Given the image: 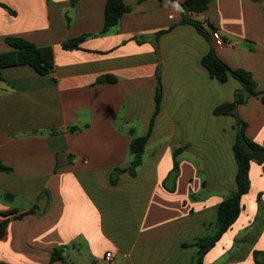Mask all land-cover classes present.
Wrapping results in <instances>:
<instances>
[{"label":"crops","instance_id":"1","mask_svg":"<svg viewBox=\"0 0 264 264\" xmlns=\"http://www.w3.org/2000/svg\"><path fill=\"white\" fill-rule=\"evenodd\" d=\"M123 2L129 11L103 32L105 0H0V52L11 49L7 37H19L51 45L54 57L48 73L26 64L1 69L0 162L10 170L0 171V262L64 264L49 263L62 246L69 264H190V242L213 230L235 187V119L213 108L232 101L238 81L207 74L200 59L208 43L180 23L171 1ZM190 16L224 40L215 45L219 58L251 72L261 93L237 112L247 137L262 142L264 1L209 0ZM82 34L79 48H62ZM157 68L161 101L145 158L135 176L121 172L112 184L113 168L132 160L130 139L147 132ZM73 125L79 130L67 131ZM248 174L241 212L205 264H255L253 251L264 250L263 165L251 162Z\"/></svg>","mask_w":264,"mask_h":264},{"label":"trees","instance_id":"2","mask_svg":"<svg viewBox=\"0 0 264 264\" xmlns=\"http://www.w3.org/2000/svg\"><path fill=\"white\" fill-rule=\"evenodd\" d=\"M140 1V0H139ZM171 1L181 14L180 23L191 24L195 27L197 32L202 35L208 43L207 52L201 57L200 63L207 71L211 78H215L220 82L225 81L228 77L236 79L239 83V88L235 89L233 99L230 102H222L213 108V114H227L232 115L235 119V139L232 144L234 158L236 162L235 173V187L228 191L227 195L221 200L217 207L216 218L214 221V228L211 232H207L202 237L196 238L190 242V245L195 247V253L190 264H205L203 257L205 253L215 245L218 239L225 233L231 225L235 222L241 212V197L247 193L249 189V166L251 162L262 164L264 167V139L262 142L251 140L245 134L246 122L241 119L237 112L239 104L244 103L249 96L258 95L261 93L256 87V82L253 79L251 72L244 68H232L219 58L215 52V45L212 40L211 30L214 29L212 24L206 20H198L190 16L193 12L203 11L209 0H169ZM264 1V0H263ZM129 6L123 0H105L103 12V32L108 27L116 24L119 18L129 11ZM163 31H158L156 36ZM85 37L84 34L62 42L63 49L79 48V42ZM6 42L11 49L0 52V78L1 69L3 67L26 64L31 66L35 71L43 74L48 73L53 69L54 57L51 45H34L33 43L19 38L7 37ZM156 49V48H155ZM156 85L154 93V112L150 118L147 132L143 135L133 136L128 145V150L132 154V160L129 166L125 168L115 167L109 174L110 183H115L117 175L121 172H127L131 176H135L138 168L142 164V155L145 144L149 136L154 116L156 115L160 101H161V81L159 69H156ZM103 78H98L97 81H102ZM264 102V97H261ZM79 130L78 126H68L67 131L73 132ZM181 151V148L173 150V169H178L176 155ZM10 167L0 162V171H9ZM203 185V182L201 183ZM34 208L37 209L35 205ZM31 209L30 211L34 210ZM5 213H2L4 215ZM23 213L17 214L15 217L19 218ZM7 225V219L0 221V236L3 234ZM62 246H57L52 249L49 263L55 259H61L64 264H69L63 257ZM253 260L255 264H264V250H254ZM0 264H11L0 262Z\"/></svg>","mask_w":264,"mask_h":264},{"label":"built area","instance_id":"3","mask_svg":"<svg viewBox=\"0 0 264 264\" xmlns=\"http://www.w3.org/2000/svg\"><path fill=\"white\" fill-rule=\"evenodd\" d=\"M211 35H212V40H213L214 45H222L224 43V40L221 38V36H219L215 32L212 31ZM104 259L108 262H111L112 254L109 251H106L104 253Z\"/></svg>","mask_w":264,"mask_h":264},{"label":"water","instance_id":"4","mask_svg":"<svg viewBox=\"0 0 264 264\" xmlns=\"http://www.w3.org/2000/svg\"><path fill=\"white\" fill-rule=\"evenodd\" d=\"M176 173L177 172L175 170H171L169 172V174H168V176H167V178H166V180L164 182V186L166 188H168V189L172 188V186H173V179H174V176L176 175ZM38 206H39L40 209L43 208V204L40 203V202H38Z\"/></svg>","mask_w":264,"mask_h":264},{"label":"rangeland","instance_id":"5","mask_svg":"<svg viewBox=\"0 0 264 264\" xmlns=\"http://www.w3.org/2000/svg\"><path fill=\"white\" fill-rule=\"evenodd\" d=\"M142 158H145V152H144V154H143V157Z\"/></svg>","mask_w":264,"mask_h":264}]
</instances>
